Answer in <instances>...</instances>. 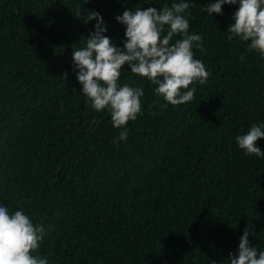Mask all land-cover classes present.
<instances>
[{"label": "trees", "instance_id": "trees-1", "mask_svg": "<svg viewBox=\"0 0 264 264\" xmlns=\"http://www.w3.org/2000/svg\"><path fill=\"white\" fill-rule=\"evenodd\" d=\"M173 2L0 0V205L45 226L33 255L49 264H229L249 224L264 250V157L236 139L264 123V57L227 38L239 4L208 15L216 0H188L210 73L191 102L162 108L156 86L122 68L120 85L144 90L126 141L81 93L73 51L94 31L90 11L123 47L117 15Z\"/></svg>", "mask_w": 264, "mask_h": 264}, {"label": "clouds", "instance_id": "clouds-1", "mask_svg": "<svg viewBox=\"0 0 264 264\" xmlns=\"http://www.w3.org/2000/svg\"><path fill=\"white\" fill-rule=\"evenodd\" d=\"M239 4L233 15L234 23L227 30L228 40L238 38L247 45L249 53L264 57V0H216L203 12L222 14V6ZM188 0H177L171 6L125 10L116 20L126 26L123 47L113 44L105 35L107 25L98 11H90L84 23L96 20L94 31L88 35L86 46L74 47L73 70L82 85L81 93L91 107L111 115L113 126L123 129L119 140L126 141V125L142 114V87L120 85L122 68L127 65L134 76L147 78L154 94L168 105L178 106L194 99L196 83L205 84L210 76L204 63L194 56L193 48L204 51L203 37L190 33L187 16L191 13ZM79 17V12L76 15ZM176 37H179L178 39ZM244 57H241L243 60ZM264 138V123L253 124L247 133L237 136V143L247 155L264 157L257 146ZM116 142L115 140L113 141ZM252 224L244 228L238 254L230 253L229 264H264V250L251 245L255 235ZM45 238V226L34 224L24 210L10 213L0 205V264H49L47 257L34 256Z\"/></svg>", "mask_w": 264, "mask_h": 264}]
</instances>
